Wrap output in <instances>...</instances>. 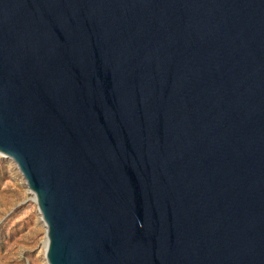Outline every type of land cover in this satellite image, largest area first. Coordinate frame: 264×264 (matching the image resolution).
<instances>
[{
  "label": "water",
  "instance_id": "95a60500",
  "mask_svg": "<svg viewBox=\"0 0 264 264\" xmlns=\"http://www.w3.org/2000/svg\"><path fill=\"white\" fill-rule=\"evenodd\" d=\"M0 153L48 264H264V0H0Z\"/></svg>",
  "mask_w": 264,
  "mask_h": 264
},
{
  "label": "rangeland",
  "instance_id": "374dc122",
  "mask_svg": "<svg viewBox=\"0 0 264 264\" xmlns=\"http://www.w3.org/2000/svg\"><path fill=\"white\" fill-rule=\"evenodd\" d=\"M46 239L32 191L0 154V264H47Z\"/></svg>",
  "mask_w": 264,
  "mask_h": 264
},
{
  "label": "bare ground",
  "instance_id": "6f19581e",
  "mask_svg": "<svg viewBox=\"0 0 264 264\" xmlns=\"http://www.w3.org/2000/svg\"><path fill=\"white\" fill-rule=\"evenodd\" d=\"M1 154V153H0ZM3 156V155H2ZM4 157V156H3ZM30 190V189H29ZM34 196V195H33ZM35 199V198H34ZM36 201V200H35ZM43 252H44V255H45V257H46V242H45V245H44V250H43ZM47 261V260H46ZM48 264V263H47Z\"/></svg>",
  "mask_w": 264,
  "mask_h": 264
}]
</instances>
